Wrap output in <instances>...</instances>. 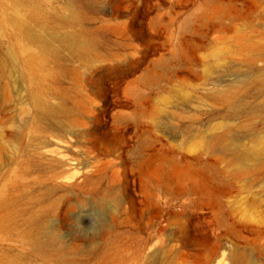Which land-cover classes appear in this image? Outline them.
<instances>
[{
	"label": "rangeland",
	"instance_id": "1",
	"mask_svg": "<svg viewBox=\"0 0 264 264\" xmlns=\"http://www.w3.org/2000/svg\"><path fill=\"white\" fill-rule=\"evenodd\" d=\"M38 2L51 50L33 46L32 69L28 42L0 25V264L18 252L15 221L45 205L49 175L104 142L130 166L115 175L121 204L92 202L79 234L115 224L116 264H264V155L241 159L264 149V0ZM69 31L89 38V57L54 37ZM32 90L64 110L40 109ZM9 132L24 135L12 158Z\"/></svg>",
	"mask_w": 264,
	"mask_h": 264
},
{
	"label": "bare ground",
	"instance_id": "2",
	"mask_svg": "<svg viewBox=\"0 0 264 264\" xmlns=\"http://www.w3.org/2000/svg\"><path fill=\"white\" fill-rule=\"evenodd\" d=\"M71 9L64 18L67 23L76 18L74 9ZM43 16L44 11L38 0H0V21L2 22L0 25L12 26L14 28L12 36L22 38L30 46L27 49L29 51L25 52L30 61L26 65L25 72L32 69V66L34 67L33 64L41 54L33 51V46L38 47L42 52L51 50L50 38L36 30V25ZM54 37L59 41H64L67 48L78 57H89L87 54L92 44L83 33L69 31ZM92 56L94 55H90L89 63L95 60ZM6 61H15L13 50L6 51ZM29 79L36 82L37 76L31 75ZM30 96L34 104L44 111L55 113L64 110L59 106H50L34 90L30 92ZM86 134H81V138L77 137L76 141L78 143L82 140L89 141L91 138H88ZM23 137L22 133L16 132H9L6 135L3 149L4 151L6 149L9 158H12ZM78 146L84 157L78 162L76 170L64 169L49 175L51 185L47 182V203L45 202V205L23 218V223L15 221L19 249L16 255V252L4 255L1 258V264H116L118 262L116 252L108 246L115 224L103 223L85 236H80L79 232L82 230L81 222L85 219L87 209L92 202L103 209H106L108 204L116 208L120 206L115 175L130 166L123 164L120 156L115 154V146L110 142ZM263 155L264 149H254L250 153L245 152L241 159ZM80 164H82V169L79 167ZM120 165L124 168L120 169ZM59 188L71 191L68 194L57 195ZM4 219L6 226L10 225L8 218ZM115 219L117 215H114L113 221ZM65 230L73 235L74 239L81 237L88 241V245L77 241L66 242L63 236ZM163 233L162 228L158 235L159 244L164 242ZM230 259L231 264H238L233 254H230Z\"/></svg>",
	"mask_w": 264,
	"mask_h": 264
}]
</instances>
